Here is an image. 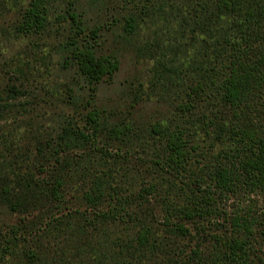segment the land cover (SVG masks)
I'll list each match as a JSON object with an SVG mask.
<instances>
[{
	"label": "rangeland",
	"instance_id": "1",
	"mask_svg": "<svg viewBox=\"0 0 264 264\" xmlns=\"http://www.w3.org/2000/svg\"><path fill=\"white\" fill-rule=\"evenodd\" d=\"M34 1L0 0V182L7 184L0 185V264H233L239 249L224 209L254 217L249 264H264L263 192L242 189L210 218L174 215V200L191 190L180 185L174 193V172L163 166L167 138L181 129L192 169L181 180L198 173L205 187V164L239 160L232 150L248 134L264 137V81L238 109L222 99L232 62L264 53V0L228 7L224 0H43L44 30L21 34ZM130 18L133 33L125 29ZM84 44L120 60L94 98L72 57ZM94 108L104 122L98 134L87 120ZM115 127L127 129L116 138ZM82 134L115 156H101ZM98 177L104 193L96 212L85 195ZM29 182L44 191L41 204L18 187ZM116 198H126L125 209L112 217ZM141 230L149 232L146 247L135 241Z\"/></svg>",
	"mask_w": 264,
	"mask_h": 264
},
{
	"label": "trees",
	"instance_id": "2",
	"mask_svg": "<svg viewBox=\"0 0 264 264\" xmlns=\"http://www.w3.org/2000/svg\"><path fill=\"white\" fill-rule=\"evenodd\" d=\"M238 6L240 3L237 0H224V4L228 7L230 4ZM221 5V4H220ZM45 2L43 0H35L25 11L23 18L18 26V32L24 35L38 33L44 30L46 26V12ZM234 7V6H232ZM250 18H254V14L247 13ZM75 28L79 32H83L82 24L78 20V16L71 15ZM125 29L129 33L136 30V20L130 18L126 20ZM93 35L97 37L98 30L92 31ZM233 44V41H231ZM230 43V44H231ZM260 50H258V53ZM72 57L76 63L79 74L84 78L92 93V98L96 96L98 86L107 78H112L120 70V60L111 54L99 53L94 45L84 44L80 48H76ZM256 60L247 62L243 60H235L230 66V76L226 81L224 87L223 101L231 108H240L243 102L249 98V94L257 89L262 88L264 81V53H259ZM16 92V88H12L11 92ZM92 104V102H89ZM87 120L93 129L94 134H98L104 122L102 120V113L98 109H93L88 112ZM127 128L124 129L126 131ZM112 134L116 138L124 135V131L118 127L113 128ZM250 132V131H249ZM248 134V141H243L245 146L241 150H232L233 155H240L239 160L233 159L228 164L216 163L215 165L205 164V169L208 171V178L211 183L203 186L204 178L198 173H193L195 178L186 184L181 180V176L187 175L191 169V151L189 149V141L183 130H175L167 138L166 151L167 155L163 159V166L166 170L174 172V193L177 192L176 187L180 185H189V192L183 190V194L178 196L183 198L174 200V215L176 211H181L191 218L200 217L205 219L220 212L221 201H227L235 194H238L242 189L250 188L253 192L260 191L264 193V137ZM85 144H89L94 150L99 152L101 156L115 155L107 152L102 148L97 147V142L93 139L91 134H82L81 136ZM109 153V154H108ZM235 157V156H234ZM14 174V173H13ZM16 175V174H14ZM177 175V176H176ZM9 176L7 173L4 176ZM16 177H18L16 175ZM180 177V178H179ZM33 181V179L31 180ZM187 181V180H186ZM207 183V182H206ZM0 185L2 189L6 188L4 182ZM29 182L25 186L18 184L22 192H31L33 194L34 203L41 204L42 198L38 193L44 194L40 191L38 186H32ZM103 185L104 182L98 177L91 184L90 191L85 195L87 204L96 212L100 211L103 199ZM152 188L145 187L139 191L140 196L152 193ZM188 190V189H187ZM189 191V190H188ZM6 192H10V188ZM37 193V194H36ZM56 190L52 189L48 195L54 196ZM177 199V198H176ZM126 198L117 199L116 204L112 209L110 215L117 216L124 211ZM12 209L16 208L14 204H9ZM180 207V210H178ZM228 217L229 225L232 227L234 235L232 243L234 247L239 250L231 252V261L233 264H249V237L254 235V217L245 215L242 212L238 214H228L226 209L223 210ZM242 211V210H241ZM222 212V211H221ZM223 213V212H222ZM226 217V218H227ZM225 218V219H226ZM176 228L183 234H187L189 229L183 222L176 224ZM244 236V237H243ZM251 239V238H250ZM140 246L146 247L149 243V232L147 230L138 231L136 240Z\"/></svg>",
	"mask_w": 264,
	"mask_h": 264
}]
</instances>
